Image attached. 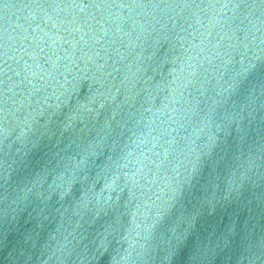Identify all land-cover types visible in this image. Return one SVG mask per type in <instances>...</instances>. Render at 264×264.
Masks as SVG:
<instances>
[{
	"label": "water",
	"instance_id": "95a60500",
	"mask_svg": "<svg viewBox=\"0 0 264 264\" xmlns=\"http://www.w3.org/2000/svg\"><path fill=\"white\" fill-rule=\"evenodd\" d=\"M0 264H264V0H0Z\"/></svg>",
	"mask_w": 264,
	"mask_h": 264
}]
</instances>
